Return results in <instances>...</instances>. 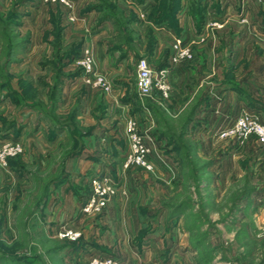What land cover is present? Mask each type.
Returning a JSON list of instances; mask_svg holds the SVG:
<instances>
[{"label": "rangeland", "instance_id": "obj_1", "mask_svg": "<svg viewBox=\"0 0 264 264\" xmlns=\"http://www.w3.org/2000/svg\"><path fill=\"white\" fill-rule=\"evenodd\" d=\"M172 2L0 0V145L22 144V153L0 170V264H90L93 258L116 264H264V149L255 138L238 145L219 137L223 125L210 136L220 143L215 137L200 145L185 139L181 127L188 111L173 109L170 119L163 110L172 94L167 100L152 97L159 102L160 109L152 106L157 117L173 132L171 151L130 110L115 114L113 122L114 115L92 120L86 113L91 91L121 105L116 78L132 91L137 61L152 59L147 50L155 42L148 29L168 58L167 68L158 70V61L151 60L150 67L165 72L171 91L170 75L183 63L171 61L175 45L190 50L186 60L194 57L169 35L181 20H204L212 34L224 27L218 12H229L235 28L249 32L254 62L263 57L264 0H181L176 18L165 20L176 9ZM106 26L112 36L104 41ZM101 43L114 57L110 64L96 62ZM100 76L109 91L93 85ZM239 103L230 125L246 113L264 122V113ZM90 120L94 127L86 126ZM127 120L150 148L152 172L127 164ZM73 126L81 138L71 139ZM54 133L60 136L52 143ZM58 186H75V199L53 194ZM134 203L139 225L128 220L137 212ZM66 231L78 238H60Z\"/></svg>", "mask_w": 264, "mask_h": 264}, {"label": "crops", "instance_id": "obj_2", "mask_svg": "<svg viewBox=\"0 0 264 264\" xmlns=\"http://www.w3.org/2000/svg\"><path fill=\"white\" fill-rule=\"evenodd\" d=\"M218 13V19L223 15L222 20L219 21L224 22V27L220 30L212 29V34H209V29L203 23L204 20L198 23L195 20H191L190 23V20H188V24L182 23L183 21L181 20L180 25L177 27L171 26L169 29L170 37L172 39L176 37L182 41L184 46L190 47L194 57L192 60H185L175 66L172 71L170 77L173 86L171 91L173 101L171 100V105H167L168 108L163 110L170 119L173 118L170 113L173 109L188 111V115L181 127V135L184 134L185 139L194 140L198 145L214 141L213 137L216 138V142L220 143L219 137L215 135L210 137L212 136L211 133L216 134L223 128V125L224 127L230 125L236 118L237 106L238 104L240 105L239 100L243 101V104L246 101V104L250 107L260 110L262 114L264 113V61L262 60L264 59V53L262 54L263 57H259L258 63L260 64L254 62V60L257 61V53L254 56V44L252 38L249 37V32L246 31L247 29L243 32L237 30L234 26L233 16L229 12L221 14L220 11ZM107 25L110 27V24ZM105 31V37L102 38L104 41L112 36L108 26H106ZM148 32H151L155 46L148 49L147 54L152 58L150 59L151 61H158V64H156L158 65V70H163L168 65V58H163L166 55L165 46L161 45L160 41L158 43L154 31L148 29ZM172 34H175V36ZM230 39H233L234 42L230 41ZM135 49L138 50L137 47ZM95 57L97 63L99 59L102 60L103 64H110L113 61L111 59L113 55L111 56V52L105 43L100 44L99 53L97 51ZM146 60L150 65L151 61ZM118 75L116 74L115 76L118 77ZM135 81L131 91V88L121 78L114 80L115 83L119 84L114 92L116 96H120L119 99L122 106L117 103L116 98H113V103H109L105 95L91 91L86 96L88 101L86 113L91 114L92 120L93 118H110L114 115L110 119V122H113L117 113H121L123 110H130L132 115L137 114L143 128L148 124V128L156 142L158 144L169 143L168 147L164 148L171 151L172 145L170 144L173 142V132L169 131L168 127L165 126V122L157 117L156 111L152 107L154 104L156 105L154 107L160 109L159 102L156 101L157 99L155 100L157 96L148 97L150 100H147V102H150L151 105L141 102L137 95ZM179 102H181V105ZM95 114H99V117H96ZM92 120L86 122V126L94 127L96 123L95 121L91 122ZM100 124L102 125L101 122ZM91 133L93 135L95 131L92 129L88 135L89 137ZM59 136V134L53 135L51 142H55V140L59 139ZM209 138L210 140H208ZM253 140L252 138L249 142ZM231 157L230 154L227 158ZM232 159H237V155L233 156ZM177 160H180L178 156ZM221 164L222 162H220ZM133 189H135L136 193L139 192L137 188ZM76 191L77 188L75 186L52 188L53 194L61 192L69 196L71 200L75 199ZM137 203H134L133 206V209H137V212L134 216L132 213L128 220L131 219V222L135 221L136 225H139L140 218ZM110 206H107L105 213L108 214ZM104 217H101V219H104ZM110 220L112 221L111 218ZM105 221L108 222L107 219Z\"/></svg>", "mask_w": 264, "mask_h": 264}, {"label": "built area", "instance_id": "obj_3", "mask_svg": "<svg viewBox=\"0 0 264 264\" xmlns=\"http://www.w3.org/2000/svg\"><path fill=\"white\" fill-rule=\"evenodd\" d=\"M49 2H62L66 0H47ZM175 52L171 57L173 64L190 59L191 52L188 48H183L180 43L175 45ZM93 85L103 91L110 90V84L104 77H96ZM136 88L142 97L156 95L159 100H167L171 95V87L164 71L154 72L145 58L136 63ZM126 132L129 137L130 146L127 156V164H133L149 172L153 171V165L149 162L150 148L146 147L138 134L135 132V122L127 120ZM219 137L232 139L238 145H244L250 139L255 138L256 143L264 149V122L251 114H244L233 124L223 128ZM22 153V144L18 141H6L0 145V170L7 167L8 160L14 159ZM172 170V167L169 168ZM101 194V193H100ZM60 238L75 240L78 234L71 231L61 232ZM90 264H116L111 260L93 258Z\"/></svg>", "mask_w": 264, "mask_h": 264}, {"label": "trees", "instance_id": "obj_4", "mask_svg": "<svg viewBox=\"0 0 264 264\" xmlns=\"http://www.w3.org/2000/svg\"><path fill=\"white\" fill-rule=\"evenodd\" d=\"M173 2L172 3H175V4H177L176 5V9L175 10H172V8H170L169 9V13L171 12V15L170 16H166L167 18L165 19V20H169V19H174V18H176V14H177V12H178V10H180V7H181V0H172ZM166 15V14H165ZM165 18V17H164ZM9 46L11 47L12 46V44L10 43L9 44ZM54 94V96H56V94L55 93H53ZM72 118V117H71ZM68 126V125H67ZM74 128L72 129V133H71V139L73 140V139H77V137L76 136H78V138H81L82 136H81V132L79 131V129L76 127V126H73ZM61 130H63V129H61ZM54 135H55V133H54ZM78 151V152H77ZM81 151V147H78L77 149H76V151H75V154H78L79 152ZM11 162H13V159H9L8 160V165L9 164H11Z\"/></svg>", "mask_w": 264, "mask_h": 264}]
</instances>
